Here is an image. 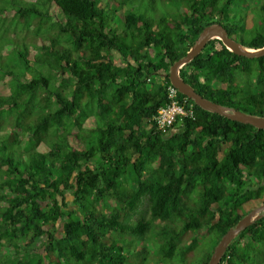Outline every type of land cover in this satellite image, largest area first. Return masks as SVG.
Returning a JSON list of instances; mask_svg holds the SVG:
<instances>
[{
    "label": "trees",
    "instance_id": "trees-1",
    "mask_svg": "<svg viewBox=\"0 0 264 264\" xmlns=\"http://www.w3.org/2000/svg\"><path fill=\"white\" fill-rule=\"evenodd\" d=\"M149 1L0 8L11 13L0 22V264H209L264 205V130L180 93L195 119L168 134L153 120L169 102L172 66L206 28L264 48V1L180 0L161 16ZM180 75L203 98L264 118V57L212 39ZM222 262L264 264V215Z\"/></svg>",
    "mask_w": 264,
    "mask_h": 264
},
{
    "label": "water",
    "instance_id": "water-1",
    "mask_svg": "<svg viewBox=\"0 0 264 264\" xmlns=\"http://www.w3.org/2000/svg\"><path fill=\"white\" fill-rule=\"evenodd\" d=\"M212 39L221 40L223 45L237 56L247 59H258L264 57V48L259 50L245 49L235 40L229 37L227 30L223 26H211L203 31L187 55L172 66L169 76L171 85L174 86L180 94L194 101L197 106L205 111L218 114L238 123L250 125L257 129L264 130V118L248 115L240 111L213 103L199 95L193 87H191L184 81V79H182L180 75L181 68L198 57L205 49L207 43ZM263 215L264 205L253 210L248 216L241 220L236 228L230 230L223 237L219 245L216 247L209 264H219L234 238L246 230L252 223H254Z\"/></svg>",
    "mask_w": 264,
    "mask_h": 264
},
{
    "label": "built area",
    "instance_id": "built-area-1",
    "mask_svg": "<svg viewBox=\"0 0 264 264\" xmlns=\"http://www.w3.org/2000/svg\"><path fill=\"white\" fill-rule=\"evenodd\" d=\"M168 100L167 105L160 108L153 118L157 130L163 134L170 133L178 120L195 119L193 106L189 105L187 100H182L179 97V91L172 85L168 88ZM222 264L226 263L222 262Z\"/></svg>",
    "mask_w": 264,
    "mask_h": 264
},
{
    "label": "rangeland",
    "instance_id": "rangeland-1",
    "mask_svg": "<svg viewBox=\"0 0 264 264\" xmlns=\"http://www.w3.org/2000/svg\"><path fill=\"white\" fill-rule=\"evenodd\" d=\"M264 0H248V2H251V5L254 6V5H259L260 3H262ZM148 2V6H151L152 4L150 3L149 0H147ZM180 3V0H172V2H164L163 0H156V7H157V12H158V15L157 16H161V15H166L168 12L170 11H175L176 10V6ZM8 5V0H0V8L1 7H4L6 10H10L11 7H7ZM246 11V10H244ZM10 14L11 13H8V12H4L3 15L0 16V22L2 23H6L8 24L9 21H10ZM9 19V20H8ZM250 25L254 27V31L253 33H255L256 31L259 30V26L257 27V22L255 20V17L253 16L252 18L250 17ZM9 25V24H8ZM28 41L30 40V37H28L27 39ZM0 91L2 93H8V90L4 87V86H0ZM44 149V148H42ZM71 199V198H70ZM145 210V209H143ZM189 236H192L194 235V233H189L188 234ZM209 242L207 241H204L203 245L199 248V251H198V256L201 257L202 255H204L205 253V249H207V247H209ZM153 246L150 245V249L151 251L153 250Z\"/></svg>",
    "mask_w": 264,
    "mask_h": 264
}]
</instances>
